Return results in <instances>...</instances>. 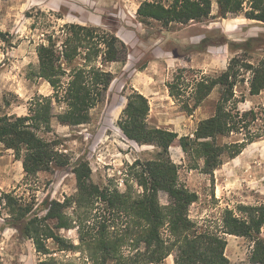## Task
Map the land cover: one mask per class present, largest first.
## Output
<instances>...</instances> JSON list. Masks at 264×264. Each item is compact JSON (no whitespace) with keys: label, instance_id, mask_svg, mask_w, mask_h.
I'll list each match as a JSON object with an SVG mask.
<instances>
[{"label":"trees","instance_id":"16d2710c","mask_svg":"<svg viewBox=\"0 0 264 264\" xmlns=\"http://www.w3.org/2000/svg\"><path fill=\"white\" fill-rule=\"evenodd\" d=\"M216 1L217 17L243 15L264 25V0ZM212 7L213 0H144L137 17L144 25L155 22L169 29L213 18ZM51 15L55 20L63 19L53 11ZM36 52L38 62L28 78L46 81L52 94L33 97L25 115H1L0 145L22 162L26 178L72 167L76 192L63 201L46 197L38 209L34 201L0 192V206L6 213L0 234L13 228L32 241L43 257L39 264H164L171 256L174 264H230L228 236L250 243L249 264H264V204H240L236 209H225L218 219L199 223L190 215L198 195L180 183L179 166L169 151L178 141L191 169L213 175L247 145L263 138L264 105L240 109L239 103L245 99H238L236 88L248 83L249 95L264 92V58L254 63L246 54L237 55L221 74L191 80L186 75L192 69L178 70L166 86L170 97L188 115L221 88L214 115L199 122L193 137H179L177 132L152 126L149 99L132 90L118 127L128 140L153 145L156 153L151 159L128 165L125 189L120 190L95 183L86 158L71 161L53 121L71 127L92 121V110L105 101L115 79L105 66L124 63L127 45L100 26L65 23L46 32L45 42ZM232 136L241 138L221 142ZM161 193L167 196L166 204L161 202ZM71 230H76L78 243L62 234ZM49 242L57 248L51 249ZM58 253H79V260L61 261L55 256Z\"/></svg>","mask_w":264,"mask_h":264},{"label":"rangeland","instance_id":"374dc122","mask_svg":"<svg viewBox=\"0 0 264 264\" xmlns=\"http://www.w3.org/2000/svg\"><path fill=\"white\" fill-rule=\"evenodd\" d=\"M142 1L0 0V116L25 115L28 101L33 97L52 94L46 81L31 80L28 73L38 62L37 46L45 42L46 32L54 25L56 29L65 23L100 26L114 32L127 45L129 53L124 63L105 66L114 73L115 79L105 101L92 110V121L76 127L53 121L55 132L63 139L62 148L71 161L86 158L95 183L116 186L120 190L125 189L128 165L138 159H151L156 153L153 145L141 146L128 140L118 127V119L132 90L149 99L148 120L152 126L177 132L179 137H193L199 122L214 115L221 88H216L192 115H188L170 97L166 86L178 70L192 69L186 75L191 80L196 76L221 74L237 55L246 54L254 63L264 58V25L243 15L217 17L216 0H213V18L201 23L173 25L169 29L155 22L150 25L139 22L137 10ZM51 11L63 15V19L55 20ZM250 39L253 41L248 42ZM245 43L247 45H241ZM236 93L239 100L245 99L239 103L242 110L264 105V92L249 95L248 83L239 85ZM240 138L232 136L221 142ZM169 151L171 159L179 166L180 183L198 195V201L190 207V215L199 223L218 219L225 209H236L240 204H264V137L247 145L239 156L226 161L213 175L191 169L178 141ZM0 192H13L34 201L38 209L46 197L63 201L74 194L76 179L72 167L26 178L22 162L1 144ZM160 199L166 204L164 193L160 194ZM0 212V223H3L6 213L1 206ZM62 234L78 243L76 230L62 231ZM227 239L226 255L230 264H249L250 243L237 236ZM49 246L53 250L57 248L53 242H49ZM55 256L61 261L79 260V253ZM42 259L32 241L21 237L15 229L7 228L0 234L1 264H39ZM173 262L171 256L164 264Z\"/></svg>","mask_w":264,"mask_h":264},{"label":"crops","instance_id":"0c3cea01","mask_svg":"<svg viewBox=\"0 0 264 264\" xmlns=\"http://www.w3.org/2000/svg\"><path fill=\"white\" fill-rule=\"evenodd\" d=\"M173 264H174V262H173Z\"/></svg>","mask_w":264,"mask_h":264}]
</instances>
